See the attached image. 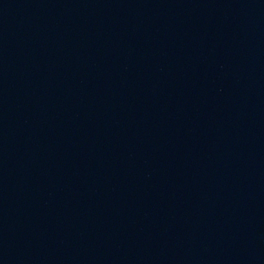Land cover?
Listing matches in <instances>:
<instances>
[{
    "label": "water",
    "instance_id": "1",
    "mask_svg": "<svg viewBox=\"0 0 264 264\" xmlns=\"http://www.w3.org/2000/svg\"><path fill=\"white\" fill-rule=\"evenodd\" d=\"M0 264H264V0H0Z\"/></svg>",
    "mask_w": 264,
    "mask_h": 264
}]
</instances>
